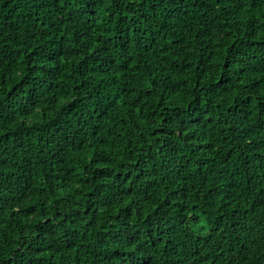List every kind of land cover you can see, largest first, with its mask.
Masks as SVG:
<instances>
[{"label": "trees", "instance_id": "obj_1", "mask_svg": "<svg viewBox=\"0 0 264 264\" xmlns=\"http://www.w3.org/2000/svg\"><path fill=\"white\" fill-rule=\"evenodd\" d=\"M0 264H264V0H0Z\"/></svg>", "mask_w": 264, "mask_h": 264}]
</instances>
